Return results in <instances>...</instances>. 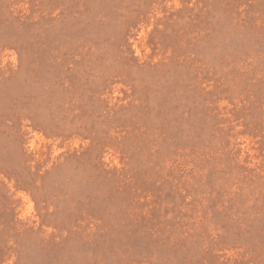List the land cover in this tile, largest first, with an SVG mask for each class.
<instances>
[{"label":"rangeland","instance_id":"374dc122","mask_svg":"<svg viewBox=\"0 0 264 264\" xmlns=\"http://www.w3.org/2000/svg\"><path fill=\"white\" fill-rule=\"evenodd\" d=\"M0 264H264V0H0Z\"/></svg>","mask_w":264,"mask_h":264}]
</instances>
